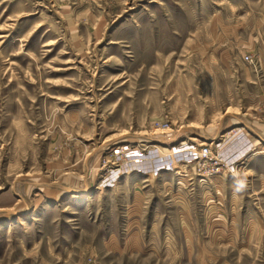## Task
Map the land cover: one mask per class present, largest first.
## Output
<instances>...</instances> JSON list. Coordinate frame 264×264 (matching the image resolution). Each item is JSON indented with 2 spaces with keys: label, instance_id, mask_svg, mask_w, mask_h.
Wrapping results in <instances>:
<instances>
[{
  "label": "rangeland",
  "instance_id": "1",
  "mask_svg": "<svg viewBox=\"0 0 264 264\" xmlns=\"http://www.w3.org/2000/svg\"><path fill=\"white\" fill-rule=\"evenodd\" d=\"M0 264H264V0H0Z\"/></svg>",
  "mask_w": 264,
  "mask_h": 264
},
{
  "label": "bare ground",
  "instance_id": "2",
  "mask_svg": "<svg viewBox=\"0 0 264 264\" xmlns=\"http://www.w3.org/2000/svg\"><path fill=\"white\" fill-rule=\"evenodd\" d=\"M231 132H232V131H231ZM231 135H232V134H231ZM176 175H177V176H180V175H181V171H180V170H177V171H176Z\"/></svg>",
  "mask_w": 264,
  "mask_h": 264
}]
</instances>
